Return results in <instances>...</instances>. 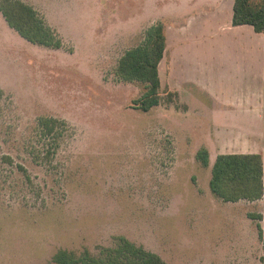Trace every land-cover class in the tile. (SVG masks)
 <instances>
[{
    "label": "rangeland",
    "instance_id": "rangeland-1",
    "mask_svg": "<svg viewBox=\"0 0 264 264\" xmlns=\"http://www.w3.org/2000/svg\"><path fill=\"white\" fill-rule=\"evenodd\" d=\"M22 1L61 45L25 38L0 9V264H57L60 249L106 257L121 237L172 264H264V194L216 197L198 157L239 149L225 115L211 124L189 85L162 83L145 111L147 81L118 72L151 28L166 35L198 2Z\"/></svg>",
    "mask_w": 264,
    "mask_h": 264
},
{
    "label": "crops",
    "instance_id": "crops-1",
    "mask_svg": "<svg viewBox=\"0 0 264 264\" xmlns=\"http://www.w3.org/2000/svg\"><path fill=\"white\" fill-rule=\"evenodd\" d=\"M196 2L199 8L176 27L167 26L159 64L162 86L182 95L178 87L189 85L196 107L211 124L223 123L225 115L223 124L238 138L239 149L210 150L211 164L220 153H260L264 161V32L248 23L233 24L235 0ZM184 41L192 43L182 48Z\"/></svg>",
    "mask_w": 264,
    "mask_h": 264
},
{
    "label": "trees",
    "instance_id": "trees-1",
    "mask_svg": "<svg viewBox=\"0 0 264 264\" xmlns=\"http://www.w3.org/2000/svg\"><path fill=\"white\" fill-rule=\"evenodd\" d=\"M7 21L25 38L48 46H60L61 38L44 17L29 3L22 0H2L0 2ZM251 24L257 32H264V0L258 3L252 0H235L233 24ZM150 41L126 52L120 60L118 72L128 79L147 81L148 89L138 99L139 106L148 111L161 100V78L159 64L166 48V35L161 25L151 28ZM44 120H42L43 122ZM56 118L47 119L44 126L47 134L53 132ZM204 165L210 162L207 148L198 152ZM210 188L213 194L226 201L241 199L256 200L264 194V161L260 153H220L212 169ZM262 217V216H259ZM260 229L262 226L260 224ZM262 233V231H261ZM117 247L106 248V257L94 256L85 252L77 256L73 252L60 249L54 260L57 264H77L84 260L86 264H172L158 253L148 250L125 237ZM264 262V258H263Z\"/></svg>",
    "mask_w": 264,
    "mask_h": 264
}]
</instances>
